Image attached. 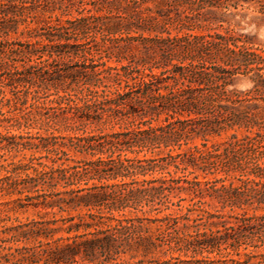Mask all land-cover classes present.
I'll list each match as a JSON object with an SVG mask.
<instances>
[{
    "label": "trees",
    "instance_id": "trees-1",
    "mask_svg": "<svg viewBox=\"0 0 264 264\" xmlns=\"http://www.w3.org/2000/svg\"><path fill=\"white\" fill-rule=\"evenodd\" d=\"M39 9L54 19L26 31L16 48L0 42V77L23 106L31 98L19 117L42 108L32 87L49 82L46 120L59 134L12 143L15 136L0 134L2 149L48 155L11 163L0 179V197H17L5 205L39 216L10 225L0 218V264L146 255L156 245L142 224L152 221L124 214L170 207L182 213L181 264H264V215L248 214L264 206V90L229 89L237 75L264 83V51L233 30L197 32L221 28L239 10L264 14V0H0V20L30 24L26 15ZM13 54L24 57L20 64ZM193 138L200 144L182 150ZM154 152L164 156L137 158ZM170 166L182 175L145 178ZM29 170L31 177L17 175ZM174 192L186 206L172 202ZM167 219L153 222L160 230Z\"/></svg>",
    "mask_w": 264,
    "mask_h": 264
},
{
    "label": "rangeland",
    "instance_id": "rangeland-1",
    "mask_svg": "<svg viewBox=\"0 0 264 264\" xmlns=\"http://www.w3.org/2000/svg\"><path fill=\"white\" fill-rule=\"evenodd\" d=\"M48 13H42L39 9L37 12H33L31 14L26 15V21H32L30 24H22V23H12V22H3L0 20V42L5 41L7 43H13V47L16 48V43H25L29 40L26 36V31L30 28L46 27L44 24L47 21L53 20L48 19ZM222 26L221 28H215L216 25H212L211 27L204 26L201 30L197 32L200 33H224L226 30H233L238 34H244L247 36L249 41L253 44V47L257 49L258 52L264 51V14L257 13L253 11V9L249 10H239L234 15H227L222 17ZM53 22V21H52ZM16 29V30H14ZM23 33V34H21ZM176 34L175 30L170 29V35L173 36ZM11 59L15 60L16 64H20L21 60L24 57L13 54ZM71 60L74 62L76 59H69L64 57L62 62H68ZM37 81L31 82V84H36ZM39 83V82H38ZM40 87L33 86L32 89L39 92L37 95L39 97V101L43 103L42 108L40 109H31L28 115H24L19 117L22 114V110L28 106L30 103V96L27 97L26 106H23L24 99L22 98V94L18 93L13 95L11 89L9 87L4 86L3 77H0V134L6 136L7 138L15 136L13 139H8V142H23L25 139H18V136H53L58 135L59 133H55L52 130L54 126L53 123L46 120V117L53 112L51 107L54 104H51L49 101L54 98V96L50 95L53 93V88H51L49 82H43L40 84ZM256 86L258 89L264 90V83L261 84L257 81L256 78H253L250 75H237L231 80V85L229 89H234L237 91H250ZM55 128L57 126H54ZM96 128L93 126L86 127L87 132H93ZM103 133H111L113 131H118V127L115 126L112 129L108 127L101 130ZM222 134L221 137H215L211 139V141H222L229 134ZM63 135V134H61ZM238 135H242L238 133ZM33 142H36L32 140ZM5 144L3 142L1 145ZM200 140L193 138L188 142L187 146L182 147V150H185L188 147H192L193 145H199ZM0 145V179L7 175L6 171H9L12 168L11 163H26L31 158H36L39 156H48L45 152L41 151V154L35 151H26L13 149V150H5L2 149ZM180 152V151H179ZM174 154V153H173ZM68 156L72 157L76 160L82 159V156L78 154H74L73 152H68ZM129 158L134 157L132 154H127ZM145 156L146 158H159L163 157L164 154L157 155L154 153H140L137 155V158H142ZM33 163H37L39 161L33 160ZM40 162L50 165V162L46 159H41ZM17 175L20 176V179H25V177L33 176V173L29 170L25 173L19 172ZM182 173L174 172L172 166L168 167L166 170H156L152 175L145 176L146 179L150 178H176L180 177ZM22 187V185H20ZM172 202H178V204L182 206L187 205V201H181L179 203V199L182 197H186L185 194L174 192L171 195ZM23 197V196H20ZM17 198L13 196L12 198L0 197V218L8 219L6 225L15 224L16 221L25 222L31 219H38L37 212L28 208V209H18L16 208L15 203H9L5 205L4 202L10 201L12 199ZM160 210L163 207H159ZM225 213L228 211L225 210ZM239 210H235L231 213H238ZM182 213L179 212V207H170L168 210H162L161 212L153 211V212H131L125 213L124 216L129 219L133 218H146L150 219L152 223L144 220L143 221V231L142 234L150 237L155 243V248L151 249L150 252L146 255H142L141 252L136 251H126L125 253H121L115 257L114 260L109 261L104 264H181L179 261L184 259L183 255L179 252V227L181 226L182 221H179V215ZM248 214H256V215H264V206L260 209H249ZM169 216L171 219H167L162 225V229H159L158 222H153L157 218H161L163 216ZM178 218L177 224L174 223L172 218ZM47 219H50L51 216L47 215ZM55 218H58L56 216ZM61 234H57L55 237L60 236ZM170 241V242H169ZM262 251V250H261ZM41 264V263H40ZM73 264H87L81 261H77Z\"/></svg>",
    "mask_w": 264,
    "mask_h": 264
}]
</instances>
